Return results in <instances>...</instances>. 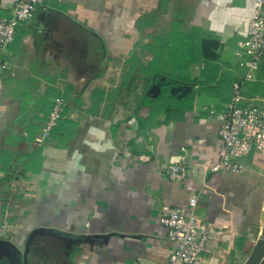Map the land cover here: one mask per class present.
<instances>
[{"label": "crops", "instance_id": "obj_1", "mask_svg": "<svg viewBox=\"0 0 264 264\" xmlns=\"http://www.w3.org/2000/svg\"><path fill=\"white\" fill-rule=\"evenodd\" d=\"M255 1L46 0L19 27L0 48V264H169L159 213L191 197L212 227L203 264H264V154L210 172L222 141L209 111L225 110L240 77ZM203 39L221 45L216 60ZM113 70L126 74L111 107L91 111ZM58 97L64 118L43 140ZM263 98V81L241 89L244 105ZM179 162L187 176L171 181L163 167Z\"/></svg>", "mask_w": 264, "mask_h": 264}, {"label": "built area", "instance_id": "obj_2", "mask_svg": "<svg viewBox=\"0 0 264 264\" xmlns=\"http://www.w3.org/2000/svg\"><path fill=\"white\" fill-rule=\"evenodd\" d=\"M46 0H12L8 17H0V48L5 49L15 39L20 25L32 19L42 9ZM238 66L244 69L242 77L231 85V96L225 110H210V116L221 121L219 137L222 148L218 162L210 169L212 173L236 174L246 169L251 153L264 154V98L251 101L246 107H238L243 84L254 80V75L264 65V0H256L249 19L247 34L238 45ZM66 102L63 97L54 101L42 128V139L64 118ZM171 181H183L187 176L184 162L172 163L162 170ZM197 200L191 197L186 207L163 209L159 213L161 225L167 229V239L173 245L169 252V264H203L212 227L195 214ZM6 234L5 224H0V239Z\"/></svg>", "mask_w": 264, "mask_h": 264}, {"label": "rangeland", "instance_id": "obj_3", "mask_svg": "<svg viewBox=\"0 0 264 264\" xmlns=\"http://www.w3.org/2000/svg\"><path fill=\"white\" fill-rule=\"evenodd\" d=\"M7 16H9V14H7ZM24 23H22V24H24ZM234 69H236V71H238L240 73V77L243 76V74H244V69L243 68H241L242 69L241 70V69H239V66L235 65L234 66ZM131 72H132V70L129 71L128 73H131ZM125 74H126V72H124L123 70L122 71H120V70H117V71L113 70L111 72V74L107 76L108 80L107 81H102V85L105 86L103 89L104 90H109V91L106 93L107 95L105 97L104 96H99V94L102 93L99 90H96L93 93V95H90L89 96V99L91 100L89 102V105L91 104V111L98 112L100 108L103 111H105L107 108L111 107L112 101H114L115 91H116V89H118V87H119V84L118 83L120 82V81H116V79H118V77H122V75H125ZM253 81H263V83H264V66L263 65L261 66L260 70L255 73L254 80ZM98 83H100V82L98 81ZM105 83H106V85H105ZM244 85H246V83L243 84V86ZM114 86H115V88H114ZM97 87L98 86H95L94 88L98 89L99 87L98 88ZM248 104H245L244 105L242 103H239L238 104V107H242L243 108V107H246Z\"/></svg>", "mask_w": 264, "mask_h": 264}, {"label": "trees", "instance_id": "obj_4", "mask_svg": "<svg viewBox=\"0 0 264 264\" xmlns=\"http://www.w3.org/2000/svg\"><path fill=\"white\" fill-rule=\"evenodd\" d=\"M221 45L217 42H211V41H207L205 39L200 41V44L198 46V51H200L204 57L206 58H210L211 60H216L218 58V54L215 53L216 50H218V48H220ZM212 53V54H211ZM180 56L182 58L184 57H191L193 56V52L192 49L190 48V46L188 45V48L186 49V51H184L183 49L180 52ZM177 69H175L176 71ZM167 96H169V90L167 87H163L160 93V98H165L168 100V98H166ZM187 101V99H184L182 101H178L177 106L178 108L181 107V102L182 104L185 103ZM150 103V101L148 100L147 97H144L142 99V101L140 102V106L139 107H147V104ZM62 122V120L59 121V124ZM58 124V125H59Z\"/></svg>", "mask_w": 264, "mask_h": 264}, {"label": "water", "instance_id": "obj_5", "mask_svg": "<svg viewBox=\"0 0 264 264\" xmlns=\"http://www.w3.org/2000/svg\"><path fill=\"white\" fill-rule=\"evenodd\" d=\"M151 91H152V93H154V90L153 89Z\"/></svg>", "mask_w": 264, "mask_h": 264}]
</instances>
